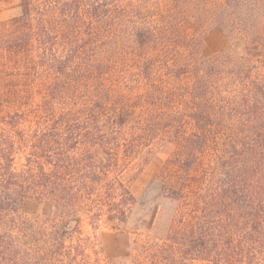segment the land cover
Returning a JSON list of instances; mask_svg holds the SVG:
<instances>
[{
    "label": "trees",
    "instance_id": "1",
    "mask_svg": "<svg viewBox=\"0 0 264 264\" xmlns=\"http://www.w3.org/2000/svg\"><path fill=\"white\" fill-rule=\"evenodd\" d=\"M15 1L0 23V264H98L82 220L129 222L145 202L122 179L143 152L132 136L165 131L175 146L148 191L170 208L135 221L153 242L125 264H264V0ZM213 31L227 45L203 57ZM27 200L51 215L25 217Z\"/></svg>",
    "mask_w": 264,
    "mask_h": 264
},
{
    "label": "rangeland",
    "instance_id": "2",
    "mask_svg": "<svg viewBox=\"0 0 264 264\" xmlns=\"http://www.w3.org/2000/svg\"><path fill=\"white\" fill-rule=\"evenodd\" d=\"M18 14L19 8L15 0H0V23L9 21L17 17ZM226 45L227 39L224 34L213 31L205 35L200 52L203 57H210L223 50ZM130 60L131 67L132 57ZM125 77L128 79L127 75ZM134 86L135 90L140 93L147 89L148 82L144 79H138L134 83ZM127 132L129 136L134 134V130L131 127L127 129ZM144 140L139 139L137 135L132 136L131 143L138 146L143 152L139 156H135L136 159L134 158L131 161L127 169L123 172L122 179L136 199L140 202H145L135 210L129 222L126 224L108 221L105 216L99 221L92 222V220L84 218L81 222L82 234L90 237L96 252V255L91 254L92 259H96L98 264H125L127 259L136 254L138 246L152 243V236L147 232L146 227L137 228L135 221L144 218L147 222L146 225L149 226L148 224H150L152 212L155 210V207H164L166 210L170 208V205H163L158 198L160 194L158 187L155 190H150V192L148 190L151 181L167 159L168 152L171 150L170 148L175 146L174 144H168V142H174V140L166 131L158 132L155 136L152 135L150 138ZM23 164V156L18 154L15 157L14 166L18 169ZM150 202L153 204H150ZM149 204L150 207L148 208ZM22 213L29 219L36 218L43 220L51 215V208L46 203L39 204L33 200H27L23 204ZM165 219L164 217L160 218L158 230L161 231ZM187 264L208 263L190 261Z\"/></svg>",
    "mask_w": 264,
    "mask_h": 264
}]
</instances>
